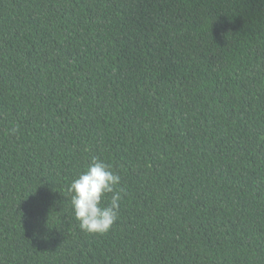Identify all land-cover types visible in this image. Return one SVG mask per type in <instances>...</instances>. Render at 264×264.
Listing matches in <instances>:
<instances>
[{
  "label": "trees",
  "instance_id": "1",
  "mask_svg": "<svg viewBox=\"0 0 264 264\" xmlns=\"http://www.w3.org/2000/svg\"><path fill=\"white\" fill-rule=\"evenodd\" d=\"M262 137L264 0H0V264H264Z\"/></svg>",
  "mask_w": 264,
  "mask_h": 264
},
{
  "label": "clouds",
  "instance_id": "2",
  "mask_svg": "<svg viewBox=\"0 0 264 264\" xmlns=\"http://www.w3.org/2000/svg\"><path fill=\"white\" fill-rule=\"evenodd\" d=\"M119 183L120 176L112 166L97 157H93L86 168L73 178L68 192L74 217L82 231L105 234L112 228L122 200V189L117 190L116 187ZM108 194H111L110 199L103 203ZM33 235L37 234L34 232Z\"/></svg>",
  "mask_w": 264,
  "mask_h": 264
}]
</instances>
